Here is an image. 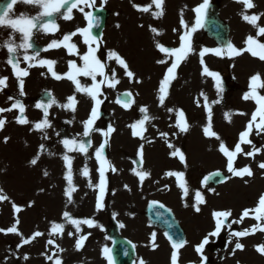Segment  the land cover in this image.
I'll use <instances>...</instances> for the list:
<instances>
[{
	"label": "rangeland",
	"instance_id": "374dc122",
	"mask_svg": "<svg viewBox=\"0 0 264 264\" xmlns=\"http://www.w3.org/2000/svg\"><path fill=\"white\" fill-rule=\"evenodd\" d=\"M3 1L5 0H0V14L5 9ZM213 1L219 2L222 16L230 24L231 43L237 48L245 47L247 36H256L257 30L243 20L242 13L245 11L243 4L239 0ZM124 2L122 0L118 2L95 0V7L105 6L110 12L101 38L98 56L101 60L106 61L110 50L119 52L141 81L140 83L130 81L124 76L123 69L115 61L109 62L110 67L116 69L120 83L115 89H103L106 98L101 97L104 102L100 106L99 118L95 123V127L98 129L106 130L109 125L115 129L105 147L108 160L117 169L115 172L106 169L105 172L107 180L104 196L105 207L100 211L96 210L99 190L95 185L99 182V164L95 159L94 149L104 140L101 132H93L90 137L93 142V148L89 150L90 158L77 152L66 153V149H63L64 154L74 157L72 168L77 190L73 193L72 203H68V198L65 195L64 201L60 200V204L54 202L52 196L64 194L67 188L65 179L67 169L61 162L63 156L58 158L61 160L58 162L60 168L64 170L53 171L54 183L50 185L46 181L43 183L40 180L42 171L30 165L33 152L25 154V148L21 145L23 140L31 142L32 132L35 134L38 131L34 128L31 130L32 122L22 125V129L17 130L14 127L16 123L10 120L5 127L6 131L0 136V188L9 197L8 200L0 201V228L7 229L15 224L16 219H19L20 223L17 227L23 233V237H28L35 231L43 232L44 235L27 245L18 247L22 240L20 235L0 232V264L9 262L10 264H20V262H22L21 264H54L53 261L47 260L45 255L56 251L55 245L47 243L50 238L55 239L56 243L64 249L62 253L57 252L63 264H108L103 249L105 246L111 249L112 232L116 230L122 236L129 238L135 245L137 253L134 264H140L141 260L145 264H171L172 246L164 233L150 226L144 217L143 211L148 202L152 200L160 201L170 207L186 231L187 243L178 251V264H201V254L195 248L208 233L214 230L215 217L213 213L219 210H231L232 216L229 217V221H231L233 217L235 219L237 216L239 217L244 209L254 208L260 195L264 194V169L259 167V164L264 162V150L257 153L254 158L241 153L234 162L236 168L250 166L254 173L253 176L241 178L227 172V158L219 151L220 141L213 137H207L203 133V128L208 123V112L204 106V98L200 95L203 92L208 97V104L212 109L213 130L218 133L227 146L232 148L239 142V134L245 129L252 113L256 110L255 101L245 100L243 97L250 89L252 75L259 73L264 79V63H258L257 57L247 51L231 58L226 55L216 56L214 53H207L203 58L204 63L210 70L221 74L223 92L218 93L215 78L202 74L203 65L199 56L200 50L204 47L217 48V46L204 35L202 28H199L192 37L195 51L177 69V77L170 85V94L166 98L164 106H160L158 88L164 75V69L168 65L157 63L158 60L166 57L158 50L156 42L159 41L166 47H178L179 36L184 31L181 21L183 20L189 25L193 24L196 18L194 9L203 0H164L163 15L159 18L155 16L158 9L151 3H148L151 5L149 11L144 12L138 8H129ZM253 2L256 3V0ZM259 2L263 3L261 6L263 8L264 0H259ZM32 8L36 10L35 15L41 11L38 6L21 3L18 0V3L13 6L11 15L13 18L18 17L21 13L35 16ZM91 9L86 8L85 11ZM253 13H264V9L260 12L247 10V14ZM146 14L151 21L146 20ZM72 15L73 19L71 20H65L57 15L52 17L59 24L60 34L71 32L78 25V22L74 23L75 19L79 18L81 20L79 26H83V13L74 9ZM260 24L264 25V17L261 18ZM142 26L143 30H141ZM152 27L159 29L162 34L157 36L151 31ZM33 31L35 35L40 30L34 29ZM11 32L10 28L0 27V45L9 39ZM19 36V33L15 36L17 43L20 40ZM260 40L264 42V37H260ZM80 41H82L81 37ZM78 48L81 53L86 50V46L83 44L78 45ZM31 51L29 50V54ZM64 55L66 62L63 67L66 69L69 68L68 61L70 60L77 59V62L81 63L76 56L69 55L67 52ZM9 56L7 48L0 47V76L9 78L7 88L0 92V107L5 108L10 107L14 102V100L8 99L9 96L17 98L13 81L14 72L11 65L7 63ZM17 56L20 58V65L25 66L23 62L24 50L21 49ZM171 62L169 59L168 63ZM56 69L54 68L57 72ZM28 72H30L29 68ZM80 79L82 83H91L90 78L81 77ZM27 80L24 82L31 84L33 79ZM52 83H55L54 80ZM50 85L47 89L54 95V85ZM62 86L64 88L63 103H65L66 98L74 94L75 85L65 78L60 81V87ZM126 91H131L134 98L130 109H125L116 102L118 95ZM258 91L264 95V89ZM181 93L182 95H179ZM76 98L78 104L75 112L63 108L66 118L64 125L59 122H57L58 124L54 123L53 133L55 136H58L57 127L65 133L64 138L77 137L83 133L82 121L88 118L94 100L83 93L76 94ZM197 98L200 100L199 106L196 103ZM213 100H218L219 103L212 104ZM58 105L59 103L57 106L53 105V110L56 111ZM144 106L148 108V114L155 119L146 122L147 131L144 132V139H141L133 136L130 125L143 117L144 114L140 108ZM168 108H173L176 111L168 112ZM181 109L183 111L185 109L187 113L186 119L189 123L187 133H180L175 126L178 118L176 113ZM7 113L5 112V114ZM225 113H232L230 121L225 117ZM11 114L13 113H9V115ZM30 121L32 120L30 119ZM161 132L169 133L168 138H162ZM5 137L9 138L7 142H5ZM250 139L256 147L264 149V132L257 135L254 129ZM53 140L56 141V138L54 137ZM169 141L185 153L186 165L180 159L175 160V157L170 155L171 149L167 147ZM141 144L144 145L142 164L138 155ZM55 147L62 149L60 143ZM241 147L244 152L252 150L251 145L242 144ZM21 161L28 163L22 165ZM179 161L181 164L177 163ZM85 164L90 169L93 187H89L88 178L81 175ZM141 170L151 173L143 183L135 174L136 171ZM168 171L185 172L189 188L187 196L178 187L176 177H166L165 174ZM214 171H222L231 178L218 186L204 185L203 178ZM243 189L248 198L243 194ZM197 191L202 193L204 199V202L199 204V212L195 211V193ZM242 199L247 203H243ZM30 203L31 206H29ZM13 204L21 206L22 211L16 213ZM64 211L71 212L77 218H94L102 226L89 228L82 225L80 234L87 235L88 238L79 250L75 248V240L79 234L76 236L67 234L74 231L70 225L66 226L62 236H49L51 222H63ZM131 218L135 222L129 221ZM121 224L124 227H121ZM244 226H246L245 223L240 228ZM237 229L236 226H232L230 229L224 227L220 234L226 235V239L222 238L218 244L213 243L216 241L213 240L215 237H209L210 245L205 246L203 250V255L207 257L204 264H264V255L256 250L257 245L264 243V233L260 231L240 238V242L245 245V248L236 250L235 254H232L236 238L231 237L230 233ZM89 233L90 235H88ZM152 233H156L154 241L156 247H153ZM37 240L42 242L40 245L41 254L34 258L29 247ZM227 242L229 249L225 247ZM19 249L25 251L27 249V253H18ZM25 255L29 257L28 260L23 258Z\"/></svg>",
	"mask_w": 264,
	"mask_h": 264
},
{
	"label": "snow or ice",
	"instance_id": "6c2138e0",
	"mask_svg": "<svg viewBox=\"0 0 264 264\" xmlns=\"http://www.w3.org/2000/svg\"><path fill=\"white\" fill-rule=\"evenodd\" d=\"M18 2V0H11V3H8L5 6V9L2 14H0V27H7L12 30L9 39L4 41L0 47H6L8 53L10 54L7 63L11 65L14 75L19 83V94L21 96L25 95L24 93V78L29 75L27 68H22L20 66L21 61L17 56V53L23 49L24 56L23 60L28 62L29 67L39 66H47L48 71L56 80L68 79L73 82L75 85L74 94L68 96L66 98V102L60 104L61 108L70 110L75 112L77 109L78 100L76 98V94L83 93L87 94L94 100V105L90 110L89 116L86 120L82 121L83 124V133L79 134L77 137L73 138H64L61 143L66 149V153L77 152L83 154L85 157H89V150L93 148V142L91 140V135L93 132H101L104 140L99 144L98 147L94 149V156L96 161L99 164L98 173H99V182L95 185L98 188V198L96 203V210H102L104 205V196L107 186V180L105 177L106 169L111 170L112 172L117 171L115 165L108 160L105 154V147L109 143V139L111 134L115 131V129L109 125L106 130L98 129L95 127V123L99 118V109L101 104L104 102L101 97H104V88L115 89L116 86L120 83V80L117 78V73L115 68H111L109 65L110 61H115V63L123 69V74L130 81H135L136 83H140L141 81L136 77V73L133 72L124 57L120 55L119 52L115 50H110L107 54V60H101L98 56V51L101 47V39L100 37L93 34V29L99 24V17L95 16L92 11H85V9H91L95 7V0H19L21 3L30 4L33 6H38L41 11L35 16H28L26 14L21 13L18 17L13 18L11 13L13 10V6ZM240 3L243 4L245 11L242 13V18L244 21L251 24L257 31L256 36L248 35L245 41V47L237 48L231 42L227 45L218 48H208L204 47L200 50L199 56L201 58L200 62L203 65V75L211 76L215 78L216 81V89L218 93L223 92L222 87V79L221 74L219 72L212 71L208 68V66L204 63V56L207 53H214L216 56H228L235 57L241 55L243 52L247 51L251 53L254 57H259V59L264 60V42H261L260 37H264V25L260 24V20L264 17V13H253L251 15L247 14V10L255 8V4L253 0H239ZM156 9L158 11L155 12V16L159 18L163 15V4L164 0H153ZM138 9L148 12L151 8V5L141 7L140 5H134ZM209 7V0H203L195 9L196 18L195 22L191 25L181 21L184 26L183 33L179 36V46L178 47H166L163 43L157 41L156 47L158 50L165 55V59L158 60L159 64H166V71L163 75L162 80L159 83V96L158 102L160 106H164L166 98L170 94V85L173 80L177 77V69L181 65V63L188 58V56L195 51L193 47V34L197 32L199 28L203 27V20L207 15V10ZM77 9L79 12L83 13L87 23L86 26L77 28L75 31L63 34L61 39H52L46 47L37 50L36 45L34 43V29L43 30L45 33H55L59 31V24L56 19H53L55 15H60L65 20L73 19V10ZM63 10V11H62ZM119 27V25H117ZM151 31L155 33L157 36L161 35V31L156 27H152ZM19 33L20 40L19 43L16 41V34ZM80 35L82 37V43L86 46V50L81 53L78 45L73 42V37ZM60 47H64L69 55L76 56L81 63L77 62V59H73L68 61V71L59 74L54 70V65L56 61L50 58H41V51L47 52L52 49H58ZM29 50H32L29 54ZM171 59V63L168 61ZM35 61V63H33ZM81 77L90 78L91 83H82ZM7 76H0V92H2L5 88H7L8 84ZM259 89H264V79H262L259 73H256L250 77V89L245 93L244 99H252L255 101L257 107L256 110L252 113L250 120L248 121L245 129L239 134V142L235 144L234 147L230 148L226 145V143L221 140L220 136L216 131L213 130L212 127V109L208 104V97L201 92V96L204 98L205 107L208 112V123L203 128V133L207 137H213L220 141L219 143V151L227 158V172L231 173L232 176L235 177H251L253 176V171L250 166H245L243 168L234 167V162L238 155L243 153L249 157H255V155L261 152L264 149L256 147L253 141L250 139V135L253 130H256V134L259 135L261 132H264V95L260 94ZM132 92L126 91L121 93L117 97V103L122 104L125 109H130L134 103L132 99ZM122 97H125L122 99ZM9 100H14L10 107H0V113L11 112L13 109H18L20 115L17 117V123L21 125H27L30 123L29 119L26 115H24L26 109L25 105L18 98H13L11 96L8 97ZM59 102L55 99V97H51L47 103L41 101L35 105L37 109L43 110V118L34 123V129L37 131H41L45 133L44 138L48 139L46 130L52 127L51 122L49 120V109L52 108L53 105L58 104ZM196 103L199 106L200 100L196 99ZM212 104L219 103L218 100H213ZM140 111L144 114L141 119H138L133 124L130 125L133 136L140 137L144 139V132L147 131L146 122L150 119H155V117H151L148 114V108L146 106L141 107ZM168 112L176 111L173 108H168ZM244 114V113H241ZM232 113H225V117L230 121ZM6 123L5 118H0V129H3ZM71 123V121H69ZM176 128L180 133H187L189 131V123L186 119L185 112L181 109L178 111V118L176 120ZM160 136L162 138L167 139L169 133L161 132ZM85 138H88L87 140ZM5 142L9 139L5 137ZM149 143L151 141H148ZM242 144H247L252 146V150L248 152H244V149L241 147ZM167 147L171 149L170 155L172 157H178L180 161L184 162L186 165V156L185 153L177 148L170 141L167 143ZM45 149L43 144L40 145V152L42 153ZM143 150L144 145L141 144L139 147L138 155L140 156V163H143ZM51 154V153H49ZM39 155L33 158L30 163L32 165H36L39 160ZM74 157L64 154L63 160L66 164V175L65 179L67 181V188L65 190V195L68 198V203L73 202V193L77 190L74 184V173L72 168V162ZM261 169H264V162L259 164ZM135 171V170H134ZM135 174L138 176L141 183L148 178L151 173L146 170L136 171ZM44 175L47 176V171L44 172ZM81 175L87 177L89 180V187H93L91 177H90V169L87 164L81 170ZM169 177H176L178 181V187L183 190L185 196L188 195L189 188L187 186V180L185 179V172L183 171H168L166 173ZM221 173L216 171L210 174V177H205L204 182L211 179H215L220 176ZM231 178V177H228ZM127 187V185H125ZM165 187H168L165 185ZM214 191V190H213ZM9 197L4 193V190L0 188V201L8 200ZM195 211L199 212L200 207L199 204L204 202L203 195L200 191L195 193ZM34 203V202H31ZM31 203L29 206H31ZM153 205H156L158 202L153 201ZM14 211L19 213L22 211L21 206L13 204ZM157 216L162 215L159 211L156 213ZM215 217V227L214 230L208 235H206L203 241L196 245L195 250L201 254V264L207 260V257L203 256V250L205 246L209 243V237H218L224 227L232 228L233 224L242 223L246 217L252 216L256 223H254L250 228H245L240 231H234L230 233V236L236 238L235 247L232 250V254H235L236 250H243L245 245L240 242V238L247 237L249 235L255 234L257 231L264 232V194L260 195L258 199L257 205L252 209H244L240 218L238 220L229 221V217L232 216V211L225 209L215 211L213 213ZM63 222H51V228L49 232V236H62L64 234L66 226L70 225L74 228L73 232H68L69 236H76L78 238L75 240V248L77 250L81 249L84 245V242L87 240L88 236L80 234L82 232V225H86L89 228L92 227H102L98 224V222L94 218H77L72 215L69 211H64L62 216ZM19 219H16L15 224L7 229L0 228V232L6 233H16L22 237L21 243L18 247H22L23 245H27L44 235L43 232L35 231L28 237H23V233L19 231L17 227L19 225ZM121 227H124L121 224ZM90 235V233L88 234ZM165 235H168L165 233ZM156 238V233H152L153 247H156L154 241ZM168 239L172 241L173 252L171 254V264H178V251L183 248L187 243L186 240H174L172 236H168ZM231 243V240L229 241ZM48 245H55L56 251H53L51 254H45L47 260L53 261L54 264H63L60 256L57 255V252L62 253L64 251L63 248L60 247L59 244L56 243L55 239H48ZM135 247V245H133ZM256 250L264 255V243L256 246ZM103 254L106 257L108 264H115L114 257L112 256V250L107 246L103 249ZM25 260H28L29 257L25 255L23 257ZM140 264H145L143 260L140 261Z\"/></svg>",
	"mask_w": 264,
	"mask_h": 264
},
{
	"label": "water",
	"instance_id": "95a60500",
	"mask_svg": "<svg viewBox=\"0 0 264 264\" xmlns=\"http://www.w3.org/2000/svg\"><path fill=\"white\" fill-rule=\"evenodd\" d=\"M100 15V24L97 26V28L94 30V32L99 35L101 32L102 27L104 26V21L107 17L105 12L98 13ZM207 26L209 30V34L215 38L222 46L228 44V29L226 26H223V24L215 17V15H211V17L207 20ZM225 180V177L222 175L216 177L215 179H209L208 181L214 182L215 184H218ZM150 216H153V218L156 219V221L162 225H165V229H168L170 231V234L173 239L177 240V234H182L181 231L178 229V225L176 224L174 218L172 215L166 211L165 209L161 208L158 205H152L149 208ZM162 213V215L157 216V212ZM176 233V235L174 234ZM118 249L115 251V256L118 260V263L124 262L126 259V264H130L133 257V250L123 241L122 239H118L116 242ZM128 250V252L126 251Z\"/></svg>",
	"mask_w": 264,
	"mask_h": 264
},
{
	"label": "bare ground",
	"instance_id": "6f19581e",
	"mask_svg": "<svg viewBox=\"0 0 264 264\" xmlns=\"http://www.w3.org/2000/svg\"><path fill=\"white\" fill-rule=\"evenodd\" d=\"M72 39H76V38H72ZM187 79V78H186ZM179 95H182V93L181 94H179ZM184 112H185V114H187L186 113V110L184 109ZM176 116L178 117V112L176 113ZM175 164H177L176 162H174ZM166 175V174H165ZM166 177H169V176H167L166 175ZM52 178H53V176H52ZM48 182H49V185L51 184V183H54V182H51L50 180H47ZM46 181V182H47ZM53 186V185H52ZM54 187H57V186H55L54 185ZM242 192H243V194L247 197V193H246V191L243 189L242 190ZM60 196V197H59ZM53 195L52 196V199H54V202L56 201L57 203H60L61 204V202H60V200H62V202L64 201V196H65V193L64 194H60V195ZM248 198V197H247ZM246 199V198H245ZM246 200H249V199H246ZM242 202L243 203H247V201H244L243 199H242ZM239 219V217L237 216L236 217V219L233 217L232 218V220H238ZM241 223H237V224H233L232 226H237V225H240ZM221 235L222 234H220L218 237H216L217 238V240H219L220 239V237H221ZM41 243L42 242H40V241H36L32 246H30L29 248H30V251H31V253H32V256L34 257V258H37L38 256H39V254H41V251H40V245H41ZM207 246V245H206ZM25 249V248H24ZM24 249H19L18 250V253H21V254H26L27 253V249H26V251L24 250ZM209 257V256H208ZM22 262H20V264H21ZM8 264H10V262L8 263Z\"/></svg>",
	"mask_w": 264,
	"mask_h": 264
}]
</instances>
